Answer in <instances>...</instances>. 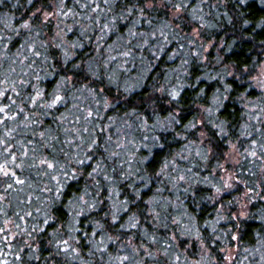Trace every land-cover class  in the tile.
Returning <instances> with one entry per match:
<instances>
[{"label": "clouds", "instance_id": "clouds-1", "mask_svg": "<svg viewBox=\"0 0 264 264\" xmlns=\"http://www.w3.org/2000/svg\"><path fill=\"white\" fill-rule=\"evenodd\" d=\"M0 264H264V0H0Z\"/></svg>", "mask_w": 264, "mask_h": 264}]
</instances>
